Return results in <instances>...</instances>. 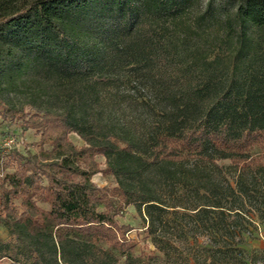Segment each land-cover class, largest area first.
Instances as JSON below:
<instances>
[{
	"label": "trees",
	"instance_id": "obj_1",
	"mask_svg": "<svg viewBox=\"0 0 264 264\" xmlns=\"http://www.w3.org/2000/svg\"><path fill=\"white\" fill-rule=\"evenodd\" d=\"M193 2L0 0V117L30 116L26 126L50 145L23 155L0 149L16 164L0 182L10 235L0 237V258L232 264L246 252L250 222L264 223V0H239L220 17L224 33L209 52L181 63L180 48L220 22L206 13L195 26L179 21ZM71 132L86 145L76 147ZM254 147L260 153L249 157ZM96 153L163 255L134 254L130 227L92 180L87 160Z\"/></svg>",
	"mask_w": 264,
	"mask_h": 264
},
{
	"label": "rangeland",
	"instance_id": "obj_2",
	"mask_svg": "<svg viewBox=\"0 0 264 264\" xmlns=\"http://www.w3.org/2000/svg\"><path fill=\"white\" fill-rule=\"evenodd\" d=\"M238 3L239 0H195V2L185 6L184 13L179 17V21H183L185 25L191 24L195 26L197 20L205 13L207 17H209L210 14L216 15L217 18L220 19V22L216 23L210 30L204 31L200 29L193 35V38L189 39V44L187 46H182L180 48L179 61L181 63L185 62L183 60H186V58L194 57L193 54L195 53L199 55V49H202L201 55H205L209 52V50H207V42L213 40L218 34L224 33L225 23L221 21L220 17L224 19L226 13H232ZM202 23L206 24L208 22L203 20ZM145 87L146 91L149 92L147 86ZM10 100L17 107H24L25 113L31 114L33 112L31 106L26 103V99L22 94H11ZM29 118L30 116L26 115L20 119H8L4 121L0 117V149L3 153L7 154L11 152L23 155L26 154L27 149L38 153L41 147H50L48 142L43 144L42 129L26 126L28 124L25 121ZM67 137L78 148L86 145L83 138L76 132L69 133ZM259 149V147L251 149L249 151V157L258 156L260 153ZM197 159V157H192L190 161H197ZM87 161V163L95 169L92 174L93 182L97 187L104 189L108 193L107 196L113 206L110 212L116 213L115 219L120 225H128L130 227L127 235L132 239V244L135 245L133 248L134 254L145 256L163 255L152 243L145 220L135 205L125 204L124 197L114 190L118 183L115 176L107 169L106 157L101 153H96ZM219 161L227 164L231 162L230 159ZM87 163L83 162V165L86 166ZM15 169L16 164H14V162H4L3 157L0 156V182L1 178L5 176L7 172H13ZM1 193L2 187L0 186V195ZM15 202L19 207L21 206L20 199H15ZM37 204L45 210L50 208L49 203L45 201L37 200ZM98 209L100 211H107L105 203H99ZM5 216V213L0 211V237L9 239V232L4 225ZM252 221L250 222V231L243 234L245 239L243 247L246 249V252L239 253L237 261H234L232 264H264V223ZM200 240L206 242L208 238L203 236ZM102 244L104 247L109 246L107 241H103ZM191 249L195 253L198 248L192 247ZM181 250L184 254L188 252V249L181 248ZM122 260H124L123 257ZM0 264L13 263L10 258L3 257L0 258Z\"/></svg>",
	"mask_w": 264,
	"mask_h": 264
}]
</instances>
